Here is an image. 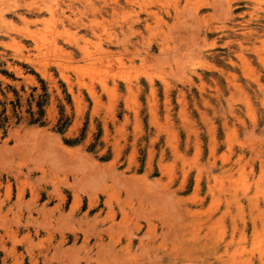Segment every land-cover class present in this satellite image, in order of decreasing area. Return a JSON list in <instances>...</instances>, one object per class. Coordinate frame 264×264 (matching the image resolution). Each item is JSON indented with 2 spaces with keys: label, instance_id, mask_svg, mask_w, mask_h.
Segmentation results:
<instances>
[{
  "label": "rangeland",
  "instance_id": "374dc122",
  "mask_svg": "<svg viewBox=\"0 0 264 264\" xmlns=\"http://www.w3.org/2000/svg\"><path fill=\"white\" fill-rule=\"evenodd\" d=\"M39 191L96 264H264V0H0L1 264Z\"/></svg>",
  "mask_w": 264,
  "mask_h": 264
},
{
  "label": "crops",
  "instance_id": "0c3cea01",
  "mask_svg": "<svg viewBox=\"0 0 264 264\" xmlns=\"http://www.w3.org/2000/svg\"><path fill=\"white\" fill-rule=\"evenodd\" d=\"M216 37H213L215 38V41L219 39V37L217 39ZM210 38L211 37L206 35L205 39L210 40ZM205 59L216 66V63L213 61L211 56L208 55ZM197 72L201 73L203 71L199 70ZM205 82L207 83V80H205ZM129 143L131 144V142ZM126 148L127 151H130L132 146L124 143L123 149ZM27 199L28 196H24L23 201H26ZM12 201L13 197L12 199H9V201H5V204ZM70 201L71 197L67 199V206H64L66 208H63V205H61L62 212H67ZM80 201L81 207L74 210L73 213L69 215V218L66 217L65 220H61V210H49V208L56 204L57 200H55L51 195L45 193V191L44 193H40L39 191L38 198L34 201V203H29L27 206L28 208L23 207V209H21L22 221L23 217L30 213L31 218H34L37 222L42 221L43 218V224L45 226L49 225V228L45 230L43 228L36 229V226L34 225L11 226V229L15 232L16 237L28 233L31 241L35 242L37 239L44 237L48 233L52 235L50 244H46L41 249L36 247L31 249L32 257L36 261L35 264H96L95 259L97 261H106L108 259L118 260L122 258L124 254L117 249V246L114 247L113 243H108L107 238L103 232H101V230H105L106 227L95 224L92 220V217L99 209V216H102L105 210L100 205L88 208L87 200L84 197H81ZM117 217L118 215H115V218ZM63 228L64 230H61ZM74 228L82 229L84 233H87L88 239L82 248L78 246L82 241L83 234H81V232L71 231ZM35 231L36 234H34ZM2 232L3 231L1 230L0 234H2ZM60 233L62 234L63 242L58 244V240L61 238ZM4 245L5 247H9L11 244L9 242H5ZM13 248L16 253H20L22 255L21 264H31L29 257L25 253L24 244H16ZM3 257L4 253L0 250V264L2 263L1 259H3ZM51 257H53V259H51ZM4 263H11V259L4 258Z\"/></svg>",
  "mask_w": 264,
  "mask_h": 264
}]
</instances>
